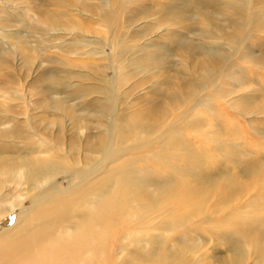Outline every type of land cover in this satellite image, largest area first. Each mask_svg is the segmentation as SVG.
<instances>
[{"label":"rangeland","instance_id":"1","mask_svg":"<svg viewBox=\"0 0 264 264\" xmlns=\"http://www.w3.org/2000/svg\"><path fill=\"white\" fill-rule=\"evenodd\" d=\"M107 1L0 0V155L66 167L98 264H264V0Z\"/></svg>","mask_w":264,"mask_h":264},{"label":"bare ground","instance_id":"2","mask_svg":"<svg viewBox=\"0 0 264 264\" xmlns=\"http://www.w3.org/2000/svg\"><path fill=\"white\" fill-rule=\"evenodd\" d=\"M114 1L108 0L106 4L110 3L109 6H111V10L115 11L116 17L121 14L119 12L121 3L113 4ZM88 12L92 11L89 10ZM87 17L94 18V16ZM84 42L89 41L85 40ZM143 50L148 51L147 49ZM212 57L215 60L219 59L214 55ZM202 65L205 72L214 68L210 59L204 61ZM152 132L154 131L152 130ZM149 133L151 135V132ZM11 142L14 143V138L9 141L10 145ZM11 155L8 157L0 155V167H4L0 168V184H2L0 204L5 205L3 208H7L10 212V215L0 222V264H74L82 253L85 264H98L101 260L104 263L103 253L89 236L88 226L78 222L74 226V231H71L68 225L66 228L61 226L68 222L71 223L72 218L68 214L69 206L74 203L73 188L64 189L56 182L57 174L67 172L66 167L47 164L43 158L37 159L33 158L34 156L20 158L16 153L15 156ZM170 157H174V155ZM11 174L12 177H10ZM13 177L22 178L21 185L24 182L33 185L32 188L30 186L26 188L27 193L21 194L27 198L30 197L31 204L29 206H23L24 198L17 203L18 205L14 204L12 200L17 199L13 195L6 197L3 202L2 191L7 187L6 182L10 184ZM77 178H79L78 182L80 183L84 175L79 174L78 177L76 176V180ZM135 182L129 174H123L122 178L115 179L113 191L117 192L116 199L121 200L116 204L118 208L123 207L124 203L130 202L131 188ZM67 204H69L68 207H66ZM63 206H65L64 209H62ZM0 208H2L1 205ZM110 208L107 206L102 211L101 208L96 210V215L100 221L113 222L119 217L116 216V213H112V210L109 211ZM233 263L237 264V261Z\"/></svg>","mask_w":264,"mask_h":264}]
</instances>
